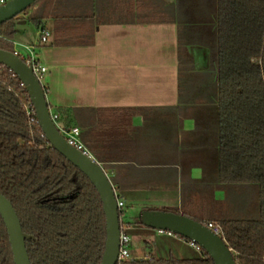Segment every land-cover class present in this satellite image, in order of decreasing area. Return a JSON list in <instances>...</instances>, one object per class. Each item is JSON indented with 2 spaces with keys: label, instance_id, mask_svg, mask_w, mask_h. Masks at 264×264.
<instances>
[{
  "label": "crops",
  "instance_id": "crops-1",
  "mask_svg": "<svg viewBox=\"0 0 264 264\" xmlns=\"http://www.w3.org/2000/svg\"><path fill=\"white\" fill-rule=\"evenodd\" d=\"M175 2L36 0L16 17L12 42L47 68L41 82L50 112L59 109L60 126L80 129L126 217L177 208L216 222L229 189L217 174V73L211 77L204 47L206 61L194 63L191 22L179 19ZM151 244L170 253L164 242Z\"/></svg>",
  "mask_w": 264,
  "mask_h": 264
},
{
  "label": "trees",
  "instance_id": "trees-1",
  "mask_svg": "<svg viewBox=\"0 0 264 264\" xmlns=\"http://www.w3.org/2000/svg\"><path fill=\"white\" fill-rule=\"evenodd\" d=\"M216 4L218 181L257 184L259 213L215 223L237 264H264V0ZM15 27L16 18L0 24V49L15 51ZM29 101L19 79L0 64V193L11 202L22 231L32 236L25 240L31 264H99L106 238L99 193L47 142L37 121L29 120L24 107ZM119 220L127 234L132 225L146 227L140 215L128 218L122 208ZM197 251L189 258L150 255L118 264H214L202 248ZM0 264H14L1 215Z\"/></svg>",
  "mask_w": 264,
  "mask_h": 264
},
{
  "label": "water",
  "instance_id": "water-1",
  "mask_svg": "<svg viewBox=\"0 0 264 264\" xmlns=\"http://www.w3.org/2000/svg\"><path fill=\"white\" fill-rule=\"evenodd\" d=\"M36 0H9L0 6V24L16 18ZM20 22V21H18ZM24 22V21H22ZM0 64H3L24 85L34 116L47 142L61 155L78 167L99 193L105 214V245L99 264H117L120 245V220L117 196L113 185L102 166L90 154L70 144L60 133L51 118L46 94L41 81L30 65L15 52L0 49ZM0 215L5 223L14 264H31L25 240L31 235L22 231L20 220L11 202L0 193ZM142 223L152 229L181 236L202 248L214 264H237L232 249L225 240L206 224L182 213L161 209H145L140 213Z\"/></svg>",
  "mask_w": 264,
  "mask_h": 264
},
{
  "label": "rangeland",
  "instance_id": "rangeland-1",
  "mask_svg": "<svg viewBox=\"0 0 264 264\" xmlns=\"http://www.w3.org/2000/svg\"><path fill=\"white\" fill-rule=\"evenodd\" d=\"M176 11L179 19L185 16L190 22L191 34H188L191 41L187 45L190 54L194 57V63L201 65L206 61L202 55V50H208L209 72L215 78L216 75V0H176ZM24 11L22 12V14ZM31 26V23H28ZM183 27V25H182ZM189 27V26H188ZM182 28V38L186 36V31ZM189 29V28H188ZM204 47V48H202ZM42 81V80H41ZM42 83V82H41ZM225 206L227 210L222 214L225 218H255L258 216V186L254 183L229 184ZM186 187L180 186V194L185 196ZM225 191H223L224 193ZM201 206V205H200ZM198 206V207H200ZM197 207V208H198ZM126 209H130L127 204ZM130 210L127 214L130 215ZM201 214L202 210H199ZM130 230V229H129ZM141 232L131 230L130 236V256L141 258L151 252V256L167 257L174 255L180 258H189L198 255V251L193 245H189L185 239L179 235L159 233L156 229L144 227ZM154 242H164L169 252H162L158 247H154ZM132 249V250H131Z\"/></svg>",
  "mask_w": 264,
  "mask_h": 264
},
{
  "label": "built area",
  "instance_id": "built-area-1",
  "mask_svg": "<svg viewBox=\"0 0 264 264\" xmlns=\"http://www.w3.org/2000/svg\"><path fill=\"white\" fill-rule=\"evenodd\" d=\"M9 0H0V6L8 2ZM49 35L48 31L43 30L42 34L40 36V40L42 42H45L47 39V36ZM25 53L19 52V51H14L16 54H18L23 61L27 64L30 65L33 69L34 74L37 76V78L41 81L43 78L44 73L47 71V68L40 64L36 58L34 51L30 47H25ZM20 82V81H19ZM20 85L24 87L22 82H20ZM25 109L27 114L30 116L29 120L30 121H37L35 116H34V107L32 103L29 101V103L25 104ZM51 118L56 124V127L60 131V133L64 136V138L73 146H75L77 149L89 154L86 149L84 148L81 139H80V129L77 126H67V127H62L58 124L57 120L59 118V115L57 113H52L50 112ZM118 207L122 208L123 207V202L120 200H117ZM208 227H210L214 232L220 235V228L219 226L212 221L207 222L206 224ZM159 233H168L166 231H161L157 230ZM190 245H193L196 250H199V246L192 244L189 242ZM133 257L130 256V237L127 233L123 232L121 230L120 232V245H119V254H118V263L120 261H128L132 259ZM117 263V264H118Z\"/></svg>",
  "mask_w": 264,
  "mask_h": 264
}]
</instances>
